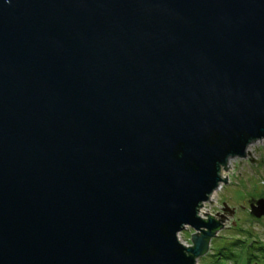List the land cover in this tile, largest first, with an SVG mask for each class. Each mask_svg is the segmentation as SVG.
Instances as JSON below:
<instances>
[{
    "label": "water",
    "instance_id": "obj_1",
    "mask_svg": "<svg viewBox=\"0 0 264 264\" xmlns=\"http://www.w3.org/2000/svg\"><path fill=\"white\" fill-rule=\"evenodd\" d=\"M261 139L264 0H0V264H196Z\"/></svg>",
    "mask_w": 264,
    "mask_h": 264
},
{
    "label": "rangeland",
    "instance_id": "obj_2",
    "mask_svg": "<svg viewBox=\"0 0 264 264\" xmlns=\"http://www.w3.org/2000/svg\"><path fill=\"white\" fill-rule=\"evenodd\" d=\"M249 152L245 157L229 159L228 170H223V176L227 175V182L222 183L212 194L211 201L218 204L205 202L201 211L212 214L222 212V202H226L230 208L235 209L234 214L224 223V228L211 239L208 251L198 258L196 264H246V257L250 248L233 242L238 239L253 244V254L260 257L259 264H264L261 253L257 247L264 245V217L255 218L249 212V204L259 198H264V139L255 140L247 147ZM230 165V167H228ZM231 171V172H230ZM200 211L203 217H206ZM194 230L187 226L178 235L184 244H190V235ZM224 248L222 252L220 248ZM231 252L236 257L230 256ZM233 253V254H234Z\"/></svg>",
    "mask_w": 264,
    "mask_h": 264
},
{
    "label": "trees",
    "instance_id": "obj_3",
    "mask_svg": "<svg viewBox=\"0 0 264 264\" xmlns=\"http://www.w3.org/2000/svg\"><path fill=\"white\" fill-rule=\"evenodd\" d=\"M239 243L243 245L241 247V250H244V246H248L250 248V250H251L250 253L248 254V256L246 257V264H259L258 261H257V259H259L260 257H258L255 254H253V248H255L253 246V244L252 243L251 244H248V243H246V241H244V240L242 241V240L238 239L237 241L233 242V245L235 246V244H239ZM223 249L224 248L222 247L219 250L222 252ZM257 249L260 252H262L261 253V259L264 262V245H259L257 247ZM233 253L231 252L230 256L236 257V254L235 253L233 254Z\"/></svg>",
    "mask_w": 264,
    "mask_h": 264
},
{
    "label": "flooded vegetation",
    "instance_id": "obj_4",
    "mask_svg": "<svg viewBox=\"0 0 264 264\" xmlns=\"http://www.w3.org/2000/svg\"><path fill=\"white\" fill-rule=\"evenodd\" d=\"M235 210V209H234ZM222 211V210H221ZM236 211V210H235ZM225 212V213H224ZM223 212V214H225L226 216H229V214L227 213L228 212V210L227 211H224ZM222 213V212H221Z\"/></svg>",
    "mask_w": 264,
    "mask_h": 264
},
{
    "label": "built area",
    "instance_id": "obj_5",
    "mask_svg": "<svg viewBox=\"0 0 264 264\" xmlns=\"http://www.w3.org/2000/svg\"><path fill=\"white\" fill-rule=\"evenodd\" d=\"M178 238H179V240L181 241V238H180V236L178 235ZM182 242V241H181ZM183 243V242H182ZM185 245H189V244H185Z\"/></svg>",
    "mask_w": 264,
    "mask_h": 264
},
{
    "label": "bare ground",
    "instance_id": "obj_6",
    "mask_svg": "<svg viewBox=\"0 0 264 264\" xmlns=\"http://www.w3.org/2000/svg\"><path fill=\"white\" fill-rule=\"evenodd\" d=\"M202 212V211H201Z\"/></svg>",
    "mask_w": 264,
    "mask_h": 264
}]
</instances>
